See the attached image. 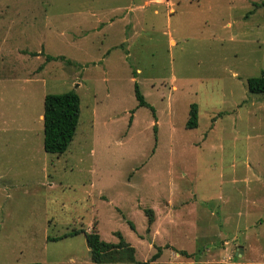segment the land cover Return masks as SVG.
I'll list each match as a JSON object with an SVG mask.
<instances>
[{"label": "rangeland", "instance_id": "obj_1", "mask_svg": "<svg viewBox=\"0 0 264 264\" xmlns=\"http://www.w3.org/2000/svg\"><path fill=\"white\" fill-rule=\"evenodd\" d=\"M144 1L0 0V264H264V0ZM70 89L73 139L45 152L34 117ZM78 229L135 261L93 262Z\"/></svg>", "mask_w": 264, "mask_h": 264}, {"label": "trees", "instance_id": "obj_2", "mask_svg": "<svg viewBox=\"0 0 264 264\" xmlns=\"http://www.w3.org/2000/svg\"><path fill=\"white\" fill-rule=\"evenodd\" d=\"M264 5V1L260 3ZM47 59H64V57L48 55ZM246 88L249 92L264 93V70L260 71L258 76L246 78ZM134 95L137 100V106L149 107L151 111L154 108L144 99L139 90L138 84L134 82ZM79 96L75 90L70 89L60 93H46L43 98L42 111V145L43 150L48 153H63L70 141H72L76 131L79 116ZM197 107L195 103L190 105L188 118L186 121L187 128L197 126ZM148 222L152 220V210L146 209ZM131 229H134L133 223L128 221ZM83 230H72L67 235H75ZM86 244L88 247L90 259L93 262H122L135 261L134 247L126 242L122 235L117 232V242H107L100 238L96 230L89 232L83 231ZM62 237V236H61ZM54 237L53 239H58ZM159 249L151 256L150 259L137 261L136 264H204L202 262H160L156 261L159 255ZM15 264H40L39 262H24Z\"/></svg>", "mask_w": 264, "mask_h": 264}, {"label": "crops", "instance_id": "obj_3", "mask_svg": "<svg viewBox=\"0 0 264 264\" xmlns=\"http://www.w3.org/2000/svg\"><path fill=\"white\" fill-rule=\"evenodd\" d=\"M149 1L150 0H145L144 1V3L145 4H149ZM122 17H127V15H124V16H122ZM38 54H40V53H38ZM29 75V74H28ZM27 75V76H28ZM40 75L42 76V74L40 73V72H34L32 75H29L30 77L29 78H27V81H25V83H27L29 86H30V88L28 89L29 91H30V93L33 91V88H34V85L36 84V83H38V82H40L41 84H43L44 83V80H43V77L42 78H39L40 77ZM43 86V85H42ZM46 94V93H45ZM44 94V95H45ZM42 93L41 94H39L38 95V98H41L42 97ZM43 98H44V96H43ZM43 111V110H42ZM42 120V112L41 111H39V112H37V114H36V116L34 117V121L36 122V124H38V126H40L41 127V125H39L40 124V121ZM37 129V128H36ZM38 130V129H37ZM38 143H39V141H38Z\"/></svg>", "mask_w": 264, "mask_h": 264}]
</instances>
